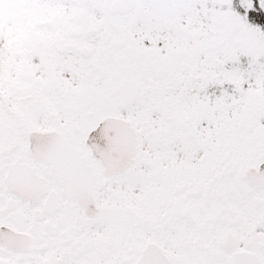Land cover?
<instances>
[{
    "label": "snow or ice",
    "instance_id": "snow-or-ice-1",
    "mask_svg": "<svg viewBox=\"0 0 264 264\" xmlns=\"http://www.w3.org/2000/svg\"><path fill=\"white\" fill-rule=\"evenodd\" d=\"M0 264H264V0H0Z\"/></svg>",
    "mask_w": 264,
    "mask_h": 264
}]
</instances>
